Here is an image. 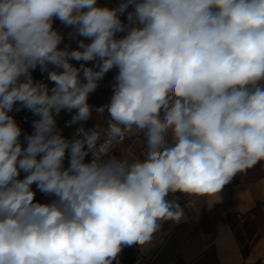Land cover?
I'll list each match as a JSON object with an SVG mask.
<instances>
[{"label": "clouds", "instance_id": "1", "mask_svg": "<svg viewBox=\"0 0 264 264\" xmlns=\"http://www.w3.org/2000/svg\"><path fill=\"white\" fill-rule=\"evenodd\" d=\"M262 162L264 0H0V264H122Z\"/></svg>", "mask_w": 264, "mask_h": 264}, {"label": "crops", "instance_id": "2", "mask_svg": "<svg viewBox=\"0 0 264 264\" xmlns=\"http://www.w3.org/2000/svg\"><path fill=\"white\" fill-rule=\"evenodd\" d=\"M99 2L114 6L117 0ZM120 148L135 157L142 142ZM222 196L215 204L182 199L184 219L167 222L146 248L123 252L122 264H264V162L235 177ZM50 199L36 193L37 201Z\"/></svg>", "mask_w": 264, "mask_h": 264}, {"label": "built area", "instance_id": "3", "mask_svg": "<svg viewBox=\"0 0 264 264\" xmlns=\"http://www.w3.org/2000/svg\"><path fill=\"white\" fill-rule=\"evenodd\" d=\"M106 1H112V0H106ZM33 76L36 79H46V76L42 75L38 69L33 73ZM103 81L104 80H102L100 82V85H101V83ZM15 115H16L18 123L21 124L22 128L24 129V131L30 133L32 131V129H31V120L33 119L31 113L25 110V111H22L20 113H16ZM70 118H71L70 114H67V113H61V116L58 118L59 126L61 128H63L64 134L66 136H68V137L72 136V133H73L74 128H75V126L70 127V128H65L64 127L65 122L70 120ZM86 126L87 127H91L92 125L87 124ZM33 188L35 190V185L33 186ZM37 194H39V192H37Z\"/></svg>", "mask_w": 264, "mask_h": 264}, {"label": "rangeland", "instance_id": "4", "mask_svg": "<svg viewBox=\"0 0 264 264\" xmlns=\"http://www.w3.org/2000/svg\"><path fill=\"white\" fill-rule=\"evenodd\" d=\"M58 23V22H57ZM68 41L66 40V43ZM72 46L75 47V43L72 42ZM115 75V70L109 72L106 76L104 81L101 83V85L98 87L95 93L90 95L89 103L93 105H101L104 103H107L111 96V82ZM100 121L103 120V117L98 118ZM94 120H89L87 124L93 125ZM122 152H124L126 155H128L125 151V148H120ZM118 154V153H117Z\"/></svg>", "mask_w": 264, "mask_h": 264}, {"label": "trees", "instance_id": "5", "mask_svg": "<svg viewBox=\"0 0 264 264\" xmlns=\"http://www.w3.org/2000/svg\"><path fill=\"white\" fill-rule=\"evenodd\" d=\"M129 248H126L125 250H124V252H125V254L128 256L129 255V250H128ZM133 261H134V257L133 258H131L130 260H129V262L130 263H133Z\"/></svg>", "mask_w": 264, "mask_h": 264}]
</instances>
